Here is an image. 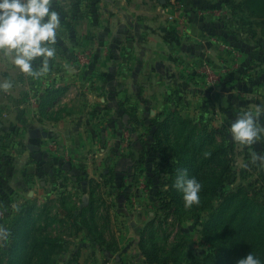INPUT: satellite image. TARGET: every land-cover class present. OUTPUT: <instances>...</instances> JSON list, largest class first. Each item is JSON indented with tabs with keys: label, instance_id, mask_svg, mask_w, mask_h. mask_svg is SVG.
I'll list each match as a JSON object with an SVG mask.
<instances>
[{
	"label": "rangeland",
	"instance_id": "374dc122",
	"mask_svg": "<svg viewBox=\"0 0 264 264\" xmlns=\"http://www.w3.org/2000/svg\"><path fill=\"white\" fill-rule=\"evenodd\" d=\"M213 2L225 6L226 34L232 42L241 38V47L231 43V56L238 63L248 57L247 68L229 76L216 69L199 72L192 99L170 103L177 107L163 132L169 138L159 144L139 140L134 156L127 138L98 143L67 135L69 159L79 174L66 176L57 189L50 184V161L38 170L25 163L28 172L16 181L19 187L0 188L6 232L0 235V264H236L249 251L264 264V162L254 159L264 153V134L254 145H241L228 132L238 113L264 107V0ZM228 78L240 95L229 109L214 96ZM42 131L37 163L50 159V123ZM15 139L21 152L5 155L6 164L20 163L16 156L28 153L20 137L8 142L9 149ZM112 143L117 153L108 149ZM185 171L202 184L200 202L191 207L175 187ZM17 220L21 251L13 249L11 238Z\"/></svg>",
	"mask_w": 264,
	"mask_h": 264
},
{
	"label": "crops",
	"instance_id": "0c3cea01",
	"mask_svg": "<svg viewBox=\"0 0 264 264\" xmlns=\"http://www.w3.org/2000/svg\"><path fill=\"white\" fill-rule=\"evenodd\" d=\"M52 6L61 13V27L47 74L22 73L0 51V85L11 84L8 89L0 87L4 191L19 187L16 181L27 176L28 162L37 169L50 161V184L55 189L66 176L79 174L69 159L67 135L74 139L81 134L98 143L127 138L134 156L139 140L155 138L157 124L172 123L177 105L170 103L196 94L197 76L205 64L226 76L247 68L248 57L245 62L240 57L238 63L231 56V43L238 41L241 47V38L232 42L226 34L227 10L213 0H54ZM215 10L217 20L212 17ZM40 66L41 58L35 59L33 67ZM235 87L228 78L214 92L221 103L227 100V109L238 104ZM60 109L62 117L57 115ZM49 123L50 159L37 163L38 136H44L42 127ZM13 137L23 139L28 153L17 155L20 163L10 165L5 155L21 152L16 139L15 146H7ZM97 146L92 147L94 153ZM86 148L85 153L90 147ZM108 149L117 153V143Z\"/></svg>",
	"mask_w": 264,
	"mask_h": 264
},
{
	"label": "clouds",
	"instance_id": "9594fccd",
	"mask_svg": "<svg viewBox=\"0 0 264 264\" xmlns=\"http://www.w3.org/2000/svg\"><path fill=\"white\" fill-rule=\"evenodd\" d=\"M54 0H0V51L10 58L20 72L32 77L47 74L49 60L56 55V43L61 27V13L54 8ZM41 58L39 69L33 61ZM0 87L8 89L11 84ZM264 107L254 108L237 114L229 125L231 138L241 145H254L264 134L261 116ZM255 160L264 162V153L255 154ZM175 187L183 194L185 207L200 202L202 184L195 177H188L186 171L176 177ZM0 235L6 232L0 228ZM236 264H262L261 258L249 251Z\"/></svg>",
	"mask_w": 264,
	"mask_h": 264
},
{
	"label": "trees",
	"instance_id": "16d2710c",
	"mask_svg": "<svg viewBox=\"0 0 264 264\" xmlns=\"http://www.w3.org/2000/svg\"><path fill=\"white\" fill-rule=\"evenodd\" d=\"M48 103H50V100L48 101ZM167 123H164V124H157V130H156V133H155V138L157 143L159 144L161 142V140H163L164 138H169L170 136V133L168 134H165L163 132H165V128L167 127ZM185 154H190L188 152H186ZM179 166H177V169H182L181 168H178ZM199 176V175H198ZM93 202H91V208L92 210H94V203L92 204ZM19 227H22V220H17L16 223L14 224V227H13V230L11 232V238L14 240V245H13V249L14 250H18V251H21L24 249L23 247V237H22V231H20V234L17 230V228ZM34 241L33 237L30 241V243H32ZM23 248V249H22ZM235 253V251L232 249L231 252H230V256H233V254Z\"/></svg>",
	"mask_w": 264,
	"mask_h": 264
},
{
	"label": "built area",
	"instance_id": "2783aa9c",
	"mask_svg": "<svg viewBox=\"0 0 264 264\" xmlns=\"http://www.w3.org/2000/svg\"><path fill=\"white\" fill-rule=\"evenodd\" d=\"M204 73H206V74H211L212 73L210 68H209V66L207 64L204 65Z\"/></svg>",
	"mask_w": 264,
	"mask_h": 264
},
{
	"label": "water",
	"instance_id": "95a60500",
	"mask_svg": "<svg viewBox=\"0 0 264 264\" xmlns=\"http://www.w3.org/2000/svg\"><path fill=\"white\" fill-rule=\"evenodd\" d=\"M222 104H223L224 106H226V107H227V100H226V99H224V100H223V102H222Z\"/></svg>",
	"mask_w": 264,
	"mask_h": 264
}]
</instances>
